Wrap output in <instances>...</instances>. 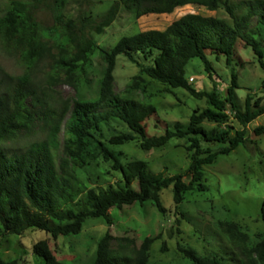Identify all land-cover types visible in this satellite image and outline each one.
Listing matches in <instances>:
<instances>
[{
  "label": "trees",
  "instance_id": "trees-1",
  "mask_svg": "<svg viewBox=\"0 0 264 264\" xmlns=\"http://www.w3.org/2000/svg\"><path fill=\"white\" fill-rule=\"evenodd\" d=\"M42 2L7 0L0 9V50L15 58L22 69L21 75L10 76L0 68V238L35 229L56 240L77 235L88 219L103 218L111 225L109 211L114 208L129 209L149 202L157 212L165 214L160 193L170 186L175 205L181 204L188 193L207 191L203 168L249 141L244 130L231 135L230 126L221 128L228 122L227 104L232 109L235 107L236 75L231 73L227 99H222L215 87L211 91H196L186 79L185 68L190 60L198 58L210 72L208 55H224L228 64L239 41L252 50L264 70L261 45L254 38L264 36V0L248 1L241 15L235 13L229 0H113L95 17L79 11L70 18L65 15L67 0H53L49 27L40 26L35 18ZM187 5L208 11L223 8L232 22L187 14L163 31L122 37L110 50L99 48L92 37L93 33L101 34L109 27L121 10L139 18L171 14ZM253 17L256 24L249 29ZM96 50L105 64L99 97L93 102L73 103L63 135L62 156H59L57 136L68 106L57 107L49 88L43 86H78L86 80ZM120 56L136 65L139 74L128 81L122 93L115 94L113 71ZM36 74L40 75L42 86L33 81ZM141 76L170 89H182L195 99H204L207 107L193 110L185 124L174 122L163 134L148 135L145 122L155 110L137 98L143 82ZM260 102L257 99L251 105L249 97L246 98L245 112L236 115L241 125L264 114ZM111 119L121 121L129 130L110 137L111 146L137 141L139 148L147 152L165 146L172 139H184L190 160L185 173L190 176L189 181L185 182L183 175L155 174L141 160L122 163L119 153L99 139L101 124ZM204 121L215 123L216 127L207 130L202 125ZM37 122L46 131L43 139L8 147L22 134L31 132ZM253 134L264 136V126L256 127ZM212 145L218 148L214 150ZM100 162L110 164L120 180L103 189L89 187L90 181L95 185L103 178L92 171ZM262 218L264 221V215ZM217 226L238 255L237 264H264V233L251 241L247 231L236 223L220 222ZM113 239L109 232L105 233L97 243L91 264H150V248L159 237H146L139 243L122 237L120 240L132 246L125 254L110 250ZM121 248L127 249L122 245ZM177 250L191 264H222L217 258L199 255L187 245H177ZM32 253L44 264H63L46 240L35 243ZM0 264L18 263L0 260Z\"/></svg>",
  "mask_w": 264,
  "mask_h": 264
},
{
  "label": "rangeland",
  "instance_id": "rangeland-1",
  "mask_svg": "<svg viewBox=\"0 0 264 264\" xmlns=\"http://www.w3.org/2000/svg\"><path fill=\"white\" fill-rule=\"evenodd\" d=\"M7 0H0V9ZM27 1V0H23ZM250 0H229L235 13L241 15L246 11V3ZM113 0H67L65 15L74 17L79 11L90 13L93 17L103 13ZM53 0H43L35 11V18L40 26L52 25ZM187 14H197L205 17H215L231 23L230 16L223 8L208 11L203 7L187 5L175 9L171 14L145 15L136 18L134 14L121 10L112 24L101 34H92L99 48L110 50L120 38L144 31H163L173 21ZM256 24V17L249 23V29ZM260 42L262 61L264 62V36H254ZM212 70L207 72L198 58L190 60L185 68L188 83L196 91L218 90L222 99H227L226 90L230 84L231 73L236 75L234 109L227 104L228 122L221 128L231 127L230 134L244 130L248 144L241 145L228 155L219 156L215 164L203 168L204 182L208 189L205 192L188 193L185 200L175 205L172 187L160 193L165 214L157 212L149 202L143 206H133L129 209L109 211L112 224L103 218L86 220L77 235H68L52 240L40 230H27L21 235H7L0 238V260L4 262L17 261L18 264H44V261L32 253V246L46 240L51 249L56 251V257L63 264H91L96 257L98 241L109 232L114 239L110 242V250L120 254L127 253L131 244L120 238L133 239L139 243L146 237H156L149 252L150 264H191L177 250V245H187L199 255L217 258L222 264H237L239 259L235 250L226 238L219 232L218 223L233 222L243 227L249 240H255L258 234L264 233V136L257 137L253 130L264 126V114L252 122L241 125L236 119L237 114L245 112L246 98L254 105L261 99L260 108H264V70L249 47L239 41L233 47L231 61L227 64L224 55H208ZM0 68L10 76H19L22 69L15 58L3 54L0 50ZM105 64L96 50L91 57V67L85 81L78 86L59 84L49 88L48 93L56 100V106H68L61 121L57 136L59 142L58 154L62 156V141L66 123L75 101L93 102L99 97L100 82ZM139 74L136 65L120 56L116 59L113 71L112 90L115 94L122 93L131 78ZM142 83L137 98L154 107V114L145 122L148 135H161L174 122L187 123L195 109H204L207 104L204 99L191 97L182 89H170L167 86L141 76ZM33 81L40 86V75L33 76ZM52 101V102H53ZM203 127L210 130L215 123L203 122ZM129 130L117 119H111L101 124L99 139L109 149L119 153L122 163L132 160L144 161L150 171L164 177L183 175L188 182L190 176L185 175L189 166V154L185 150L187 142L184 139H172L165 146L150 151L139 148L137 141L119 146L108 144L110 137L126 134ZM46 131L37 122L31 132L22 134L18 139L8 144V147H21L44 138ZM217 149L216 145L211 146ZM97 169V170H95ZM94 173L102 174L100 182L89 187L103 189L107 184L120 180V175L114 172L110 164L100 162L92 168ZM121 245L127 247L122 249ZM165 247V251L161 249Z\"/></svg>",
  "mask_w": 264,
  "mask_h": 264
}]
</instances>
